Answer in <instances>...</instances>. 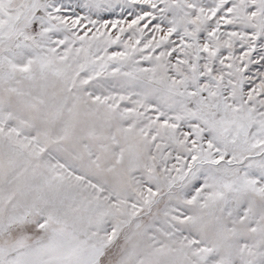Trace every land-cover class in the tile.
I'll return each mask as SVG.
<instances>
[{"label":"snow or ice","instance_id":"obj_1","mask_svg":"<svg viewBox=\"0 0 264 264\" xmlns=\"http://www.w3.org/2000/svg\"><path fill=\"white\" fill-rule=\"evenodd\" d=\"M0 264H264V0H0Z\"/></svg>","mask_w":264,"mask_h":264}]
</instances>
